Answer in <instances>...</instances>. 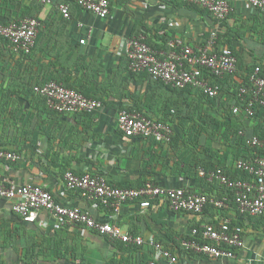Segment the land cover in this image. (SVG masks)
Instances as JSON below:
<instances>
[{
  "label": "crops",
  "instance_id": "obj_1",
  "mask_svg": "<svg viewBox=\"0 0 264 264\" xmlns=\"http://www.w3.org/2000/svg\"><path fill=\"white\" fill-rule=\"evenodd\" d=\"M108 1L109 14L100 19L71 0L49 4L0 0L1 22L34 18L40 23L28 55L13 53L0 39V149L20 156L17 162H0V182L38 185L58 203L139 235L144 244L111 241L81 225L59 227L46 213L24 223L11 209L15 200L0 199V264H264V217L241 215L229 189L191 168L199 162L239 180L242 175L235 162L250 155L242 138L254 136L259 127L264 132V117L246 116L232 96L254 66L264 71V14L248 0H225L232 10L223 21L183 0ZM59 2L69 4V20L59 15ZM139 32L162 57L184 46L197 51L216 32L215 48L230 47L238 61L235 76L220 78V94L211 98L219 102L217 106L211 107L195 91L172 89L147 73H133L127 41ZM50 81L78 89L100 101L101 107L91 113L51 111L32 90ZM250 89L251 85L249 93ZM228 99L229 107L224 106ZM234 107L241 109L234 115L243 135L228 140L222 136V113ZM121 111L164 122L172 140L157 143L124 136L117 127ZM66 171L101 175L114 186L137 188L151 182L184 189L224 201L226 207L209 203L202 213L193 214L172 211L161 199L149 208L126 202L115 212L66 188L62 177ZM226 218L244 238L234 258L213 259L180 244L192 237V229ZM151 242L176 261L163 257Z\"/></svg>",
  "mask_w": 264,
  "mask_h": 264
},
{
  "label": "built area",
  "instance_id": "obj_2",
  "mask_svg": "<svg viewBox=\"0 0 264 264\" xmlns=\"http://www.w3.org/2000/svg\"><path fill=\"white\" fill-rule=\"evenodd\" d=\"M24 1V0H17ZM40 4H49L51 0H30ZM78 8L88 11L100 19L109 14L108 0H71ZM209 12L216 20L223 21L230 14L231 5L225 0H183ZM253 9L264 14V0H248ZM59 15L70 19L69 4L57 3ZM40 23L34 18L3 23L0 21V38L10 51L28 55L34 48L36 34ZM218 34L213 32L206 45L197 51L184 46L180 51L162 57L151 49L146 42L144 32H139L127 41V57L129 69L133 73H147L153 80L161 82L172 89L193 88L208 98H216L220 94L217 84L211 78H223L231 75L237 68V58L228 47L215 48ZM84 39L80 40L83 44ZM251 99L242 109L246 116H253V106L264 108V75L256 67L249 76ZM34 92L45 100V105L53 112L60 114L91 113L101 107V102L84 96L82 93L67 88L54 81L35 86ZM244 90L241 89V93ZM233 114L241 113L239 107L232 109ZM118 130L129 138L151 139L157 143H169L172 138L171 128L160 121L148 119L142 114L121 111L117 116ZM239 136L243 133L240 131ZM252 147L263 150L249 159H239L235 168L251 177V180H236L227 176L221 169L206 171L194 165L198 175L209 182L216 181L230 190L237 211L250 217L264 216V142L255 136L246 138ZM20 156L16 152L0 149V162H17ZM66 188L78 190L81 195L91 201L97 200L106 208L117 212L126 202L137 201L141 208H149L152 202L164 199L172 211L193 214L202 213L207 204L216 208H225L224 201L208 198L205 194L187 192L184 189L165 188L147 182L137 188H121L109 184L99 175L75 174L66 171L63 174ZM0 199L15 200L11 209L19 215L22 222L33 223L46 213L59 227L81 225L111 241H120L126 245L142 246L143 238L124 231L121 227L99 222L79 207H67L58 203L54 197L42 187L34 184L17 185L13 182H0ZM192 238L183 240L181 245L188 251L213 259H231L234 250L242 249L244 238L241 229L232 227L229 219H222L217 225H204L200 229L191 230ZM202 240V242H201ZM150 245L160 251L171 263L176 261L168 250L155 242Z\"/></svg>",
  "mask_w": 264,
  "mask_h": 264
},
{
  "label": "trees",
  "instance_id": "obj_3",
  "mask_svg": "<svg viewBox=\"0 0 264 264\" xmlns=\"http://www.w3.org/2000/svg\"><path fill=\"white\" fill-rule=\"evenodd\" d=\"M2 40L3 43H6L2 38H0ZM148 44V43H147ZM230 48V47H229ZM152 49V48H151ZM155 50V49H153ZM258 67L261 71V75H264V71L261 69L260 66H254L253 69L250 71V73L247 74V76L243 79L242 83L240 85H238L236 91L234 93H232V96L235 98V101H236V104L240 106V108L244 109L247 104L249 103V100L251 99V92L249 93V87H250V81H249V76L251 74V72L256 68ZM237 70V68H236ZM234 73H232L231 75H228L227 77H230V76H235L236 75V71ZM211 81L212 83L214 84H217L220 88V78H211ZM35 87V86H34ZM34 87L32 88L33 92H34ZM187 90H192V91H195L197 93L198 96H200V99L201 97L203 99H205L210 105L211 107H216L217 104L219 102L216 101V99H211V98H208L206 95H203L202 93H200L198 90L196 89H193V88H186ZM185 89V90H186ZM241 89L244 90L243 93H241ZM73 90H76L78 92H80L78 89H73ZM177 90H184V89H177ZM248 92V93H247ZM35 93V92H34ZM81 93V92H80ZM83 94V93H82ZM84 95V94H83ZM86 96V95H84ZM87 97V96H86ZM44 100V99H43ZM230 101L231 99H228L226 101H224V106L226 104H228L227 107L230 106ZM45 102V100H44ZM221 105H223V103H221ZM253 109V116L251 117H264V108L260 107V106H253L252 107ZM52 111V110H51ZM222 115L224 116L225 118V123L223 124V127L225 128L224 130V133H223V138L224 139H228V140H231L233 138L236 137V135L239 134V132L241 131V122L239 121V119L233 114L232 110H225V113H222ZM164 123V122H162ZM260 131V132H259ZM254 136L257 137L258 139H260L261 141L264 142V132L262 133V130H261V127L257 128L254 130L253 132ZM172 140V138H171ZM170 140V141H171ZM242 141H244L245 143V146L247 147V150L249 151V156L247 157H244L245 159H249L251 158L252 156L256 155V154H262L263 153V150L262 149H259L257 147H252L250 146V144L247 143V139H243L242 138ZM170 143V142H169ZM194 165L196 166H200L202 168H204L206 171H211V170H217V169H220L218 167H214V168H208L206 167L203 163H195V164H192L191 165V168L193 169ZM205 166V167H204ZM242 177L241 179L239 180H248L250 181L251 180V177L248 176L247 174L241 172V171H238ZM230 177V176H229ZM232 179H235L233 177H230ZM237 180V179H236ZM110 184V183H109ZM114 186V185H113ZM115 187H121V188H131L132 186H115ZM264 217V216H262ZM192 238V237H191ZM190 238V239H191ZM189 239V238H188ZM186 239V240H188ZM182 241H180V244H181ZM126 245V244H125ZM135 246V245H133ZM136 247H139V246H136ZM191 252V251H190Z\"/></svg>",
  "mask_w": 264,
  "mask_h": 264
}]
</instances>
